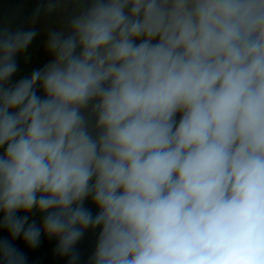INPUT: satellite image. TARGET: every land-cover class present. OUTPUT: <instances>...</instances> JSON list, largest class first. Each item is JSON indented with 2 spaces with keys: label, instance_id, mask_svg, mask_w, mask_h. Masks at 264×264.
<instances>
[{
  "label": "clouds",
  "instance_id": "9594fccd",
  "mask_svg": "<svg viewBox=\"0 0 264 264\" xmlns=\"http://www.w3.org/2000/svg\"><path fill=\"white\" fill-rule=\"evenodd\" d=\"M42 15L50 59L14 80ZM89 229L84 264H264V0H41L0 23V230L81 264ZM0 264L26 256L3 239Z\"/></svg>",
  "mask_w": 264,
  "mask_h": 264
},
{
  "label": "trees",
  "instance_id": "16d2710c",
  "mask_svg": "<svg viewBox=\"0 0 264 264\" xmlns=\"http://www.w3.org/2000/svg\"><path fill=\"white\" fill-rule=\"evenodd\" d=\"M40 2L41 0H0V23H7L13 28L18 26L28 27V21L36 5ZM56 26H58V21L55 18L41 16L40 21L36 25L40 30V35L28 52L31 56V61L25 64L23 58L19 59V72L13 78L14 80L29 74L33 68L42 67L50 59L43 49L45 29ZM88 206L93 207V211H95L94 206L90 202ZM37 222L39 223L40 220H37ZM97 232L98 230L93 231L89 229L79 243L81 264H84L92 254ZM3 239H8L14 247L26 256V264H66L67 258L61 257L55 252L57 243L55 239H49L42 235L40 245L36 248H30L22 239L13 240L6 231L0 230V240Z\"/></svg>",
  "mask_w": 264,
  "mask_h": 264
},
{
  "label": "rangeland",
  "instance_id": "374dc122",
  "mask_svg": "<svg viewBox=\"0 0 264 264\" xmlns=\"http://www.w3.org/2000/svg\"><path fill=\"white\" fill-rule=\"evenodd\" d=\"M33 218H35L36 220H41V217H40V215H39V214H36V216H35V217H33Z\"/></svg>",
  "mask_w": 264,
  "mask_h": 264
},
{
  "label": "water",
  "instance_id": "95a60500",
  "mask_svg": "<svg viewBox=\"0 0 264 264\" xmlns=\"http://www.w3.org/2000/svg\"><path fill=\"white\" fill-rule=\"evenodd\" d=\"M25 14V13H24Z\"/></svg>",
  "mask_w": 264,
  "mask_h": 264
}]
</instances>
